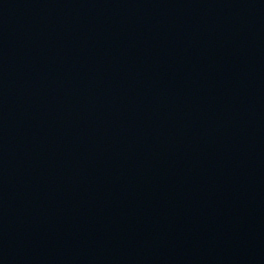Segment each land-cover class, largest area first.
Here are the masks:
<instances>
[{
  "label": "water",
  "instance_id": "obj_1",
  "mask_svg": "<svg viewBox=\"0 0 264 264\" xmlns=\"http://www.w3.org/2000/svg\"><path fill=\"white\" fill-rule=\"evenodd\" d=\"M0 264H264V0H0Z\"/></svg>",
  "mask_w": 264,
  "mask_h": 264
}]
</instances>
